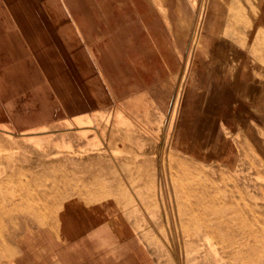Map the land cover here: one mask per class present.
Instances as JSON below:
<instances>
[{"label":"rangeland","instance_id":"obj_1","mask_svg":"<svg viewBox=\"0 0 264 264\" xmlns=\"http://www.w3.org/2000/svg\"><path fill=\"white\" fill-rule=\"evenodd\" d=\"M45 1L14 0L8 5L20 9L24 17L19 20V27L25 29L35 26V18L30 17L34 12L55 14L66 5L69 11L77 13L81 8V0ZM110 1L104 0L105 11L111 10ZM140 1L133 0V20L140 22V11L145 7L150 24L155 21L159 27L163 25L165 42L172 45L181 65L180 82L173 93L162 133L156 136V132L141 128L118 107L123 106L119 102L115 108L64 116L60 113L57 90L47 91L56 104L52 115L7 114L5 119L0 114V264H16L15 245L21 236L43 228L50 230L53 240L66 247L73 239L82 240L84 251L90 254L85 264L90 260L94 264L97 260L100 264H115L114 257L103 254L108 252L117 254L118 264H264V158L247 137L226 128L215 139L213 151L206 147L205 128L209 126L204 121L203 107L197 114L193 112L195 121L190 125L191 133L197 137L190 142L198 145L182 146L176 140L185 93L193 85L194 60L198 49L207 41L213 0H143L144 4ZM220 1L229 6L221 9L227 14L228 27L241 25L249 18L247 14L254 16L249 19V25L258 35L251 45L264 58L257 45L259 25L264 24V0ZM116 3L122 6L124 0H114ZM1 15L0 12V22ZM40 17L39 22L44 26V15L40 13ZM49 27L54 32L49 36L52 39L49 45L38 42L35 34L22 36L26 52L21 58L27 60L23 67L28 74L22 73L20 78L26 81L30 77L28 80L36 81L37 88L48 81L43 72L51 69L49 56L64 57L59 61L61 65L53 67L55 73L77 72L66 46L55 33L54 23ZM34 43L32 50L36 55L48 46L53 50V54L48 51L45 68L29 58L27 46ZM14 47L0 48V61L3 58L8 67L17 62L12 57ZM56 74L58 81L48 85L58 88L61 77ZM175 75L178 76L177 70ZM212 78L210 73L203 78L201 86L210 84ZM23 92H19L21 102L30 100L27 96L33 92ZM1 94L0 111H8L11 100L3 99ZM31 98L36 102V111L46 109L45 100ZM42 125L43 130L39 128ZM8 126L17 130H5ZM78 130H83L85 137ZM28 138L26 142L24 139ZM36 174L42 178H35ZM157 202H164V207L161 203L156 205ZM83 206L96 210L100 220L95 225L97 234L92 225L97 221L80 222L82 214L73 212L70 224L72 227L75 222V227L64 238L59 236L63 221L73 209L80 211Z\"/></svg>","mask_w":264,"mask_h":264},{"label":"crops","instance_id":"obj_2","mask_svg":"<svg viewBox=\"0 0 264 264\" xmlns=\"http://www.w3.org/2000/svg\"><path fill=\"white\" fill-rule=\"evenodd\" d=\"M67 1L61 0V3ZM94 1L93 4L91 0H81V8L77 13L69 11L66 5L63 10L55 14L36 11L37 13L30 15L33 19L35 18V26L28 29L7 25V27L4 25L0 27V34H2L0 48L6 45L15 46L12 55H15L14 59L17 58V63L12 64L11 67L2 64L5 63L3 58V62H0L1 96L2 98L4 96L3 99L11 100L9 113L5 112L11 116L52 115L56 111V104L47 91L57 90L60 91L58 96L61 99L60 113L64 116L90 114L98 108H115L117 106L114 105L119 102L123 106L118 107L123 108L126 111L125 114L132 116L133 122L147 132L148 130L156 132L158 136L162 133L161 128L173 93L180 82L181 65L175 58L174 48L170 43L165 42L163 25L159 27L155 21L150 24V17L145 7L143 11H140L139 22L136 18L133 20V0H124L122 6H117L114 0H109L111 4L109 11L104 10V0ZM140 2L144 4L143 0ZM225 7L229 8L220 0H213V14L206 35L207 41L203 47L201 46V50L198 49L194 60L193 85L185 93L176 140L182 146L198 145L194 141L190 142V140H197V137L191 133L190 125L195 121L193 112L197 114V110L203 107L202 109L206 110L204 121L209 126L205 128L208 132L204 143L206 147H211L213 151L216 147L215 139L220 137L226 128L247 137L264 158V58L256 53L251 45L258 35L254 34L253 27L249 25L251 23L249 19H254V16L246 13L249 18L241 25L231 28L227 25V14L224 15L221 11ZM40 13L44 15L45 29L39 22V19H42ZM2 17L1 22L4 21V16ZM50 23H54L55 33L66 46L69 57L76 64L77 72L68 70L67 74H62V71L61 73L57 71L56 73H59L61 77L58 82L60 86L58 85V88L49 86L58 81V75L53 67L57 66L58 59L61 60L63 55H57L58 59H52L51 56L48 58V51H51L49 47L39 50L40 52L36 55V52L32 50L35 47L34 43L27 46L28 55L35 59L33 62L37 60L38 64L43 65L44 68L47 67V58L51 60L49 62H52L49 63L51 67L49 72H43V75L48 77V81L43 82L42 88H37L36 81L28 80L30 77L26 81L20 78L23 72H27L26 68H22L26 65V61H22L21 58L25 57L21 53L26 51V46L23 44L24 49L22 46L24 41L22 36L35 34L46 44L48 40L51 41L49 36L53 32L49 27ZM257 25L254 24L255 27H258ZM259 26L261 32H259L260 41L257 45L258 49L264 52V24L260 23ZM176 70L178 76L175 75ZM210 73L213 76L212 81L209 82L211 85L201 86L204 82L203 78ZM21 91L33 92V95L27 96L30 100L21 102L22 96L19 95ZM32 96L34 100L37 98L45 100L46 109L36 111V102L32 101ZM34 177L42 178L37 174ZM90 207H86L88 209L84 207L86 210L82 208L80 211L73 209L70 217L63 221L65 223L62 225V234L58 235L64 238L75 227V222L72 227L70 224L73 212L82 214L80 222L86 219L97 221L95 224L92 223L94 233L97 234L95 227L100 220L96 210ZM95 236L98 242V236ZM15 247L16 264H85V259L90 257V254L84 251L82 240L79 238L73 239L66 247L60 241L53 240L52 232L46 228L23 234ZM97 253L101 257L102 252L98 250V243ZM103 254L114 257L115 264H118L117 254L110 252ZM90 262L88 261L89 264L95 263ZM96 264H100L99 260Z\"/></svg>","mask_w":264,"mask_h":264},{"label":"bare ground","instance_id":"obj_3","mask_svg":"<svg viewBox=\"0 0 264 264\" xmlns=\"http://www.w3.org/2000/svg\"><path fill=\"white\" fill-rule=\"evenodd\" d=\"M8 2H14V0H0V9L2 10V11H0L1 13H2V15L4 16V21L3 22H1L0 23V27H3V25L4 26H10V27H12V26H15V27H19L20 26V19H22L24 16L22 15V13H21V11H20V9L17 7V8H15L14 6H10V5H8ZM6 4V5H5ZM47 5L45 6V8L47 9ZM170 9V8H169ZM187 9V8H186ZM184 17V16H183ZM201 17V16H200ZM169 25V24H168ZM6 26V27H7ZM14 27V28H15ZM42 28H44L45 29V26H41ZM20 28H22V27H20ZM41 28V29H42ZM12 29V28H11ZM255 30V29H254ZM43 31V30H42ZM41 31V32H42ZM45 31H47V30H45ZM6 32V31H5ZM188 33V32H187ZM46 34V33H45ZM1 36H2V34H0ZM9 35V34H8ZM40 35V34H39ZM0 36V37H1ZM46 36V35H45ZM11 37V36H10ZM44 37V36H43ZM196 37V36H195ZM58 38V37H57ZM192 38H194L193 36H192ZM12 39H13V37H12ZM11 39V40H12ZM45 39V38H44ZM47 39V38H46ZM49 39H50V37H49ZM3 40V39H2ZM40 40H42V39H40ZM40 40H38V42H40ZM52 40V39H51ZM193 40H195V39H193ZM10 41V40H9ZM47 41V40H46ZM50 40H48V42H49ZM53 41H55V40H53ZM59 41V40H58ZM6 42V41H5ZM52 42V41H51ZM46 44H48V43H46ZM51 44V43H50ZM45 45V44H44ZM49 45V44H48ZM54 45H52V47H53ZM49 47V46H48ZM10 48V47H9ZM50 48V47H49ZM54 48V47H53ZM56 50V49H55ZM188 50V49H187ZM189 51V50H188ZM11 52V51H10ZM13 52V51H12ZM26 52V51H25ZM185 53V52H184ZM189 53V52H188ZM21 54H24V53H21ZM189 55V54H188ZM13 56V55H12ZM15 56V55H14ZM14 56H13V59H14ZM19 56V55H18ZM43 56V55H42ZM30 57V56H29ZM16 58V57H15ZM64 58V57H63ZM17 59V58H16ZM31 59L32 60H35L34 59V57L32 58V56H31ZM260 59H262V58H260ZM20 60H22V59H20ZM25 60H26V58H25ZM40 60H42V59H40ZM59 61H60V59H58ZM186 60V59H185ZM17 61V60H16ZM23 61V60H22ZM27 61V60H26ZM1 62V61H0ZM20 62V61H19ZM35 62V61H34ZM186 62V61H185ZM190 62V61H189ZM17 63V62H16ZM33 63V62H32ZM36 63V62H35ZM4 64V63H3ZM31 64V63H30ZM37 64V63H36ZM43 64H44V62H43ZM58 64H60V63H58ZM21 65V64H20ZM61 65V64H60ZM4 66V65H3ZM12 66V65H11ZM10 66V67H11ZM15 66V65H14ZM17 66V65H16ZM22 66V65H21ZM26 66V65H25ZM24 66V67H25ZM19 67V66H18ZM23 67V66H22ZM23 67V68H24ZM36 67V66H35ZM39 67V66H38ZM6 68V67H5ZM15 68V67H14ZM21 68V67H20ZM12 69V68H11ZM18 69V68H17ZM18 70H20V69H18ZM38 70V69H37ZM17 71V70H16ZM19 72V71H18ZM23 73H25V72H23ZM63 74V73H62ZM2 75V74H1ZM14 75V74H13ZM25 75H26V73H25ZM25 75H24V77H25ZM11 78V77H10ZM13 79V78H12ZM17 79V78H16ZM27 79V78H26ZM8 80H11V79H8ZM14 81H15V79H14ZM1 82H4V81H1ZM7 84V83H6ZM8 84H9V81H8ZM15 84V83H14ZM27 84V83H26ZM19 85H21V84H19ZM19 85H18V87H19ZM2 86V89H3V84L1 85ZM12 86H14V85H12ZM25 86V85H24ZM28 86V85H27ZM60 86V85H59ZM11 87V86H10ZM14 88V87H13ZM5 89V88H4ZM3 89V90H4ZM17 89V88H16ZM14 90V89H13ZM11 92V91H10ZM13 92V91H12ZM14 93V92H13ZM6 94V93H5ZM9 95V94H8ZM7 95V96H8ZM182 95V94H181ZM10 96H11V94H10ZM2 97V96H1ZM3 98H4V96H3ZM9 98V97H8ZM9 101V100H8ZM5 106V105H4ZM4 109V108H3ZM123 110V109H122ZM8 112V111H7ZM120 112V114H123L121 111H118V113ZM9 113V112H8ZM8 113H6L5 111L4 112H1L0 111V114H1V116L2 117H6L5 119H8ZM11 116V115H10ZM121 116V115H120ZM124 116V115H123ZM126 116V115H125ZM1 117V118H2ZM122 118V117H121ZM12 119V118H11ZM87 120H89V119H87ZM8 121V120H7ZM6 121V122H7ZM68 121V120H67ZM71 121V120H70ZM90 122L92 121V120H89ZM10 122V121H9ZM59 122V121H58ZM72 122V121H71ZM82 122V121H81ZM84 123V122H83ZM83 123H82V125H83ZM89 123V122H88ZM61 124V123H60ZM75 124H76V122H75ZM79 124V123H78ZM91 124H93V123H91ZM39 125V124H38ZM44 125V124H43ZM43 125H42V127H39V128H43ZM70 125H71V123H70ZM95 125V124H94ZM40 126V125H39ZM46 125H44V128H47L48 126H46ZM72 126V125H71ZM78 126V125H77ZM77 126H76V129H77ZM80 126V125H79ZM74 127V126H73ZM81 127V126H80ZM80 127H78L79 129H80ZM95 127H97L96 125H95ZM168 127V126H167ZM1 128H2V126H1ZM37 128V127H36ZM49 128V127H48ZM75 128V127H74ZM90 128V127H89ZM5 130H7V131H13V130H17V128H11V127H6V128H4ZM3 129V130H4ZM31 129V128H30ZM33 130H34V128H33ZM43 130V129H42ZM77 131V130H76ZM78 131H81V130H78ZM5 131H3V133H4ZM28 132V131H27ZM33 132V131H32ZM47 133H49L50 132V129H49V132H48V130L46 131ZM82 133H83V135H84V131L82 130L81 131ZM5 134H7V133H5ZM24 134H26V133H24ZM24 134L23 135H21V136H24ZM28 137V136H27ZM26 137V138H27ZM50 137V136H49ZM84 137H85V135H84ZM98 137V136H97ZM12 138H13V136H12ZM24 138H25V136H24ZM29 139L30 138H28V140L27 139H24V140H26V142L27 141H29ZM13 140V139H12ZM103 140V139H102ZM104 141V140H103ZM39 145V144H38ZM37 144H36V146H38ZM70 145V144H69ZM105 145V144H104ZM40 146V145H39ZM63 147V146H62ZM43 148V147H42ZM1 149V148H0ZM62 149V148H61ZM63 149H65V148H63ZM73 149V148H72ZM68 150V149H67ZM109 150V149H108ZM107 150V151H108ZM239 150V149H238ZM73 151V150H72ZM114 152V151H113ZM74 153V152H73ZM80 154V153H79ZM57 155V153L55 154V156ZM59 155V154H58ZM77 155V154H76ZM52 156H53V154H52ZM4 166V165H3ZM187 177V176H186ZM188 179V178H187ZM13 184V183H12ZM45 188H49V186L48 185H46L45 186ZM264 189V188H263ZM191 190H192V188H191ZM195 191V190H194ZM193 191V192H194ZM201 191V190H200ZM11 193H14V192H11ZM14 195H15V193H14ZM13 195V196H14ZM1 198V197H0ZM159 203H161V205L164 207V202L162 203V202H157L156 203V205H159ZM1 204V203H0ZM213 204V203H212ZM247 205V204H246ZM241 209V208H240ZM243 210V209H242ZM196 214H197V212H196ZM195 214V215H196ZM167 218V217H166ZM193 218V217H192ZM198 218V217H197ZM223 219V218H222ZM244 219V218H243ZM246 219V218H245ZM193 220V219H192ZM200 220H203V219H201L200 218ZM224 220V219H223ZM217 231V230H216ZM256 233V232H255ZM260 234V233H259ZM190 235V234H189ZM263 235V234H262ZM241 242V241H240ZM75 264V263H74Z\"/></svg>","mask_w":264,"mask_h":264}]
</instances>
